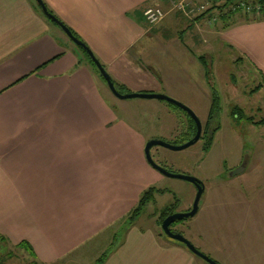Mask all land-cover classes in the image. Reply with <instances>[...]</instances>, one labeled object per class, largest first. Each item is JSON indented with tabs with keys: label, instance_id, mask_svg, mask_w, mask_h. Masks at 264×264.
Returning a JSON list of instances; mask_svg holds the SVG:
<instances>
[{
	"label": "crops",
	"instance_id": "0c3cea01",
	"mask_svg": "<svg viewBox=\"0 0 264 264\" xmlns=\"http://www.w3.org/2000/svg\"><path fill=\"white\" fill-rule=\"evenodd\" d=\"M43 2L127 93L146 90L129 77L139 64L155 61L163 82L164 57L159 55L171 49L178 64L191 67L178 68L173 76L181 71L193 77L200 58L212 74L214 61L222 59L211 45L238 49V57L256 67L264 81V18L231 25L213 18L212 25L206 17L192 20L176 9L150 26L147 9L185 2L187 11L195 1ZM66 38L35 0H0V236L13 245L28 242L38 264H99L102 257L100 264H208L150 226L126 224L158 172L146 160V137L117 116L105 94L106 82L101 85ZM197 50H207L208 59ZM185 81L150 87H161L158 91L192 107L183 93ZM263 88L259 84L254 93ZM263 118L253 124L261 125ZM238 201L253 213L250 250L243 247L245 233L225 220ZM202 209L203 222L187 225L182 233L196 248L219 264H264V182L237 199L207 197Z\"/></svg>",
	"mask_w": 264,
	"mask_h": 264
},
{
	"label": "rangeland",
	"instance_id": "374dc122",
	"mask_svg": "<svg viewBox=\"0 0 264 264\" xmlns=\"http://www.w3.org/2000/svg\"><path fill=\"white\" fill-rule=\"evenodd\" d=\"M194 1L192 5L188 6L190 7L189 10L186 11L187 6L184 7L185 10L181 9L183 10L182 13L186 17L189 16L192 20H195L212 9L210 14L205 16L206 20L212 25L214 24L213 18L224 20L226 25H231L234 21L251 20L261 16L252 12V2L242 4L240 10H236L239 8L241 0H235L233 4L226 6L227 0ZM169 10L176 9L167 8L164 10L167 11L166 15ZM222 15H229L230 17L222 18ZM52 27L59 30L57 26L52 25ZM66 41L70 47L81 53V57L86 63V54L83 51L81 52L71 39L66 38ZM211 48L214 49L216 55L217 53L218 55L221 54L222 61L216 63V59L213 67L210 68L212 74L207 76L204 74L205 77L202 76L205 68L201 61L196 64L193 77H186L185 73H181V71H179L180 76H173L172 73L176 69H187V67L184 64L177 63V59H175L177 55H173L172 49V51L169 50V54L159 55L160 58L164 57L162 61L166 76L163 78L166 79H163V82L161 81L162 76L160 77L155 71L153 64L155 61H151L152 65L139 64L137 68L130 69V76L128 75L135 80L132 81L135 87L146 88L142 93L165 94L167 96L169 95L158 91L162 90L161 87L157 91L152 87L165 86V81L168 82L166 85L169 87V85L187 80L184 82L183 93L193 106L188 107L181 103L190 108L203 125L201 139L193 146L181 151L155 146L151 151L152 158L158 165L169 172L197 178L208 189L202 195L198 213L194 217L172 225L171 230L181 234L185 231L187 225L198 223V221L200 224L203 222L202 206L207 197L224 195L231 199H237L241 194L248 195L253 184L264 182V125L253 124V121H259L264 116V88L258 93H254L255 88L259 84H264V81L256 67L245 58L238 57L240 55L238 49L231 48L229 50L225 48L223 50L218 45H211ZM197 53L206 56L207 59L209 57L207 50H197ZM212 57L214 58V56ZM89 66L92 67L90 64ZM188 69L190 71L191 67ZM94 71L97 72L101 85L105 86V82L98 71L95 68ZM170 88L168 93H170ZM118 91L127 94L126 90L120 86H118ZM215 92L220 96V101L219 105L216 104L215 115L207 129ZM105 94L116 105L117 116L124 118L130 125L140 130L146 137V143L151 140H162L180 146L192 139L193 122L191 117L182 109L155 99L134 98L122 100L114 96L107 87L105 88ZM235 109H238V111L234 112ZM206 129L207 131H205ZM244 162L247 163L246 171L231 176V173ZM255 166H258V172ZM154 186L159 190H163V192L155 195L154 202L145 207L136 223L144 227L150 226L158 233L163 234L159 224L163 211L166 208H173L174 213H186L191 210L197 194V187L188 181L170 178L160 173H158L157 182L154 183ZM244 207L245 205L238 201L235 211L233 213L229 211L225 220L229 225L235 223L236 227H240L239 231L245 233L244 238L246 239L243 247L248 246V250H250L251 245L249 244H253L252 237H255V230L252 229L253 213L246 212L243 210ZM225 220H221L224 225ZM204 229L203 227L202 230ZM230 230L227 227L226 231ZM213 233L216 232L213 231ZM238 235L239 232L236 231L235 236ZM212 243L214 242L212 241ZM243 262H245L244 259ZM0 264L38 263L27 251L17 249L15 245L9 243L7 245L2 244ZM237 264H241L240 261Z\"/></svg>",
	"mask_w": 264,
	"mask_h": 264
},
{
	"label": "water",
	"instance_id": "95a60500",
	"mask_svg": "<svg viewBox=\"0 0 264 264\" xmlns=\"http://www.w3.org/2000/svg\"><path fill=\"white\" fill-rule=\"evenodd\" d=\"M35 1L38 4V6L41 8L42 13L47 18L54 21L62 29V31L67 35V37L72 40L73 43H75L78 47H80L86 51V53L88 54V56L91 58V60L95 64L96 68L98 69L101 77L106 82L108 88L116 97H118L122 100L141 98V99H155V100L165 101L169 104H172V105L182 109L194 120V122L196 124V134L187 143L180 145V146H177V145H174L172 143H168V142H165L162 140H151V141H148L146 143L145 157H146L148 164L153 169H155L157 172L161 173L162 175L170 177V178H178V179L188 181L190 183H193L197 187V194H196L195 201L193 203L191 210H189L186 213H172L164 219L162 226H161L164 235L173 241H176L178 243L183 244L188 250H190L193 254L200 257L202 260H204L208 264H219L218 262H216L215 260H213L209 256L202 253L198 248H196L195 245L190 240H188L183 234H181L179 232H174L171 230V225H173L174 223L188 219V218H191V217H194L198 213L200 200H201L202 195L205 191V185L203 184L202 181H200L199 179L194 178L192 176L183 175V174H175V173L169 172L164 167L158 165L153 160L152 155H151V150L155 146H162V147H165V148L173 150V151H181V150H184V149L189 148V147L193 146L194 144H196L201 139L202 132H203V125L200 122L199 118L196 116V114L190 108L186 107L185 105H183L178 100H176L170 96H167L165 94H153V93H142V92L127 93V94L120 93L118 91V89L116 88V85H115L114 81L112 80V77L107 72V70L102 65V63L94 55L93 51L81 39L76 37L70 28H68L66 25H64V23H62L60 20H58L47 9L43 0H35ZM246 167H247V163L244 162L239 168H237L235 171H233L231 173V176H235L237 174L243 173L246 170Z\"/></svg>",
	"mask_w": 264,
	"mask_h": 264
},
{
	"label": "trees",
	"instance_id": "16d2710c",
	"mask_svg": "<svg viewBox=\"0 0 264 264\" xmlns=\"http://www.w3.org/2000/svg\"><path fill=\"white\" fill-rule=\"evenodd\" d=\"M235 0H227V3L225 4L226 5H229V4H233ZM250 2H252V5H253V10L252 12L254 14H260V18H264V0H241V2L239 3V8H237L236 10H240V7L242 4H249ZM38 9L41 11L42 13V10L41 8L38 6ZM212 11V9L206 11L201 17H198L197 19H202L203 17H205L206 15H208L210 12ZM229 15H222V18L224 17H228ZM230 17V16H229ZM228 17V18H229ZM227 18V19H228ZM76 37H78L75 33H73ZM79 38V37H78ZM80 39V38H79ZM80 48V47H79ZM85 54H86V57H87V61L88 63L93 67L95 68L97 71L98 69L96 68L95 64L93 63V61L91 60V58L88 56V54L86 53L85 50H83L82 48H80ZM202 64H204V66H206V61L204 58H200L199 59ZM206 71H207V75H209V69L207 67H205ZM99 72V71H98ZM100 74V73H99ZM101 76V75H100ZM113 80V79H112ZM114 81V80H113ZM115 83V82H114ZM116 85V88L118 89V86L117 84L115 83ZM120 93H124V92H120ZM219 95L215 92L214 94V97H213V106L211 108V111H210V114H209V118H208V123H207V129L210 125V123L212 122V119H213V116L215 115V112H216V109H217V106L216 104L219 105ZM238 111V109L234 110V112ZM191 121L193 122V127H192V137H194L195 133H196V124L194 122V120L191 118ZM261 125H264V118L260 121ZM207 129L205 131H207ZM207 136V134H206ZM163 190H159L157 189L155 186H152V187H149L145 192L142 193L141 197H140V200H139V203L137 205V207L132 211L131 215L129 216V218L126 220V224H128V226H133L134 223L136 222V220H138V218L142 215V213L144 212V209L145 207L151 203V202H154L155 200V195L157 193H162ZM174 213V210L173 208H166L163 213H162V216H161V220L159 221V224L160 226L162 225L164 219L166 217H168L170 214ZM162 229V228H161ZM164 235V233H163ZM165 236V235H164ZM10 241L8 239H6L5 237L3 236H0V249H2V244H9ZM15 247L17 249H22V250H25L27 251L32 257L35 258V254H34V251H33V248L31 247V245L28 243V242H21L20 244L18 245H15ZM104 260V257H102L99 261V264L102 263V261Z\"/></svg>",
	"mask_w": 264,
	"mask_h": 264
},
{
	"label": "built area",
	"instance_id": "2783aa9c",
	"mask_svg": "<svg viewBox=\"0 0 264 264\" xmlns=\"http://www.w3.org/2000/svg\"><path fill=\"white\" fill-rule=\"evenodd\" d=\"M172 8L174 9H184L185 2H172ZM145 19L149 25H157L166 16V12L160 7L149 8L144 13Z\"/></svg>",
	"mask_w": 264,
	"mask_h": 264
},
{
	"label": "flooded vegetation",
	"instance_id": "af4514ba",
	"mask_svg": "<svg viewBox=\"0 0 264 264\" xmlns=\"http://www.w3.org/2000/svg\"><path fill=\"white\" fill-rule=\"evenodd\" d=\"M196 134V133H195ZM195 136V135H194ZM193 138V137H192ZM153 149V148H152ZM152 151V150H151ZM156 171V170H155ZM159 173V172H158ZM161 174V173H160ZM162 175V174H161ZM162 226V225H161ZM171 228H172V225H171Z\"/></svg>",
	"mask_w": 264,
	"mask_h": 264
}]
</instances>
